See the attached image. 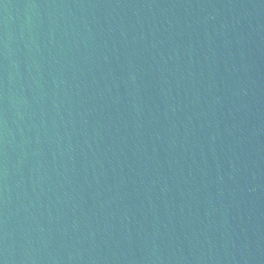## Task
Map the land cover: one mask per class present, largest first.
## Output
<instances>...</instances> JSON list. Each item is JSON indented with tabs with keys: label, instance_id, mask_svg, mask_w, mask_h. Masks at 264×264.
<instances>
[{
	"label": "water",
	"instance_id": "water-1",
	"mask_svg": "<svg viewBox=\"0 0 264 264\" xmlns=\"http://www.w3.org/2000/svg\"><path fill=\"white\" fill-rule=\"evenodd\" d=\"M0 264H264V0H0Z\"/></svg>",
	"mask_w": 264,
	"mask_h": 264
}]
</instances>
